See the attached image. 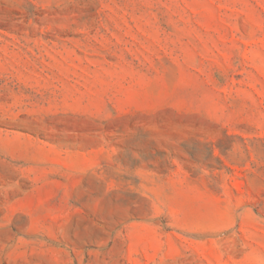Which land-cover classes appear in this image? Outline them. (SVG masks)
Returning a JSON list of instances; mask_svg holds the SVG:
<instances>
[{
	"label": "rangeland",
	"instance_id": "rangeland-1",
	"mask_svg": "<svg viewBox=\"0 0 264 264\" xmlns=\"http://www.w3.org/2000/svg\"><path fill=\"white\" fill-rule=\"evenodd\" d=\"M0 264H264V0H0Z\"/></svg>",
	"mask_w": 264,
	"mask_h": 264
}]
</instances>
